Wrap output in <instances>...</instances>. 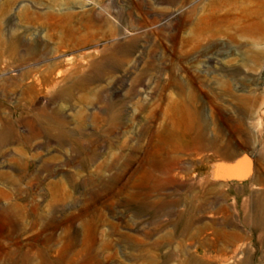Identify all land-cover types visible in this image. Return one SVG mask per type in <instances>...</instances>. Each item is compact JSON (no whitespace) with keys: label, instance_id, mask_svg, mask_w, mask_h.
Instances as JSON below:
<instances>
[{"label":"rangeland","instance_id":"1","mask_svg":"<svg viewBox=\"0 0 264 264\" xmlns=\"http://www.w3.org/2000/svg\"><path fill=\"white\" fill-rule=\"evenodd\" d=\"M0 264H264V0H0Z\"/></svg>","mask_w":264,"mask_h":264},{"label":"water","instance_id":"2","mask_svg":"<svg viewBox=\"0 0 264 264\" xmlns=\"http://www.w3.org/2000/svg\"><path fill=\"white\" fill-rule=\"evenodd\" d=\"M253 169V161L249 156H243L233 164L224 165L221 168V175L233 179H245Z\"/></svg>","mask_w":264,"mask_h":264}]
</instances>
